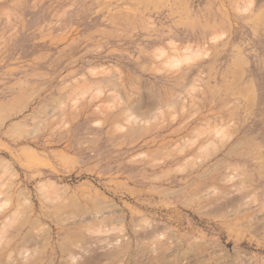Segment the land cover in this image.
I'll use <instances>...</instances> for the list:
<instances>
[{
  "label": "rangeland",
  "instance_id": "obj_1",
  "mask_svg": "<svg viewBox=\"0 0 264 264\" xmlns=\"http://www.w3.org/2000/svg\"><path fill=\"white\" fill-rule=\"evenodd\" d=\"M0 264H264V0H0Z\"/></svg>",
  "mask_w": 264,
  "mask_h": 264
},
{
  "label": "bare ground",
  "instance_id": "obj_2",
  "mask_svg": "<svg viewBox=\"0 0 264 264\" xmlns=\"http://www.w3.org/2000/svg\"><path fill=\"white\" fill-rule=\"evenodd\" d=\"M139 101V100H138Z\"/></svg>",
  "mask_w": 264,
  "mask_h": 264
}]
</instances>
